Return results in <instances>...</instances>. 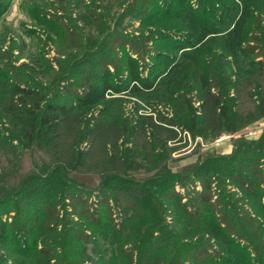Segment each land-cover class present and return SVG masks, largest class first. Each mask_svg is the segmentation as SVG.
Segmentation results:
<instances>
[{"label":"trees","instance_id":"16d2710c","mask_svg":"<svg viewBox=\"0 0 264 264\" xmlns=\"http://www.w3.org/2000/svg\"><path fill=\"white\" fill-rule=\"evenodd\" d=\"M225 1L224 15H219L214 24L196 4L184 6L188 13L201 11L209 23L204 24L206 34L199 46L185 51L188 53L182 54L178 61L171 60L150 80L140 73L130 56L128 85L123 90L110 83L111 70L104 65L97 79L89 82L83 91L72 92L74 100L66 102L63 95L69 91V82H64V75H50L46 68L39 73L28 64L22 65L32 75H43L44 81L39 84L32 78V84L29 80L26 84L9 82L0 101V219L7 216L5 221L0 220V248L6 252L0 253V264H6L7 259L21 264L26 260L21 258L26 255L34 258L41 255L39 259L47 264L55 262L54 258L50 262L46 260L55 253L58 244L53 248L36 247L44 234L53 232L60 238L59 245L65 253L68 251L78 259H67L60 264H87L89 260L99 261V257L103 264H180L172 256L190 252L214 254L218 264H251L248 256L242 260L234 248L247 245L256 257L264 252L263 201L258 206H249L247 214L251 213L252 217H248L249 222L243 228L228 217L229 201L217 202L203 192L205 189L211 195L214 191H223L220 182L211 180L217 171L215 161L230 160L231 156L201 157L183 171L172 173L166 165L151 172L137 162L134 150L131 152L124 142L121 154L117 153L116 157L118 170L113 173L107 172L99 161L95 167H87V148L82 145L88 143L93 132L88 127L89 121L73 123L68 134L62 131L76 110L93 108L108 95L123 92L137 97L143 93L156 96L171 91L176 95L172 102L174 118L168 120V127L193 138L206 139L202 134L204 122L185 94L191 83L213 99L217 114L214 135L238 131L235 114H231L224 101L226 83H218L217 95L210 92L209 61L215 59L222 64L231 58V66L237 67V60L243 57L247 69L264 74V0ZM232 14L235 19L223 27V19ZM115 18L110 17L108 21ZM73 64L71 61L65 72L69 73ZM38 65L41 67V63ZM253 104H257L256 112L261 111L262 117L264 109L257 97ZM83 125H87L86 133L81 129ZM120 138L123 140V136ZM241 146L244 147L242 143ZM233 152L237 153V148ZM261 165L264 167L263 161L258 167ZM256 175H261L259 169ZM261 177L262 185L251 181L246 187L253 191L255 187L264 188V170ZM197 184L202 185V190L196 189ZM187 187L197 192L198 197L192 203L182 197ZM106 197L113 203L104 208L94 206L95 201H106ZM91 198L95 201L89 207ZM69 208L72 209L70 218L59 217L58 209L66 214ZM171 213H181L180 219L172 220ZM57 225L62 230L57 231ZM39 230L44 234L34 242L31 237L39 235ZM183 237L188 238L184 240L185 245L180 243ZM192 238L202 244H188Z\"/></svg>","mask_w":264,"mask_h":264},{"label":"rangeland","instance_id":"374dc122","mask_svg":"<svg viewBox=\"0 0 264 264\" xmlns=\"http://www.w3.org/2000/svg\"><path fill=\"white\" fill-rule=\"evenodd\" d=\"M182 1L0 0V101L10 85L9 82L26 84L28 80L31 83L34 78L39 84L43 83V75H32L29 69L22 68L23 64L36 68L39 73L45 71L42 68H46L50 75H64V82H69L68 90L71 91L63 95L66 102L74 100L72 92L83 91L89 82L97 79L103 73L104 65L110 67V83L120 90L125 89L128 85L130 56L139 67L140 73L150 80L154 74L163 71L171 60L178 61L182 54L188 53L185 51L197 48L206 34L204 24L209 23L204 20L202 12L198 10L199 12L188 13L184 6L188 3L194 6L196 4L200 10L207 12L208 18L214 24L219 15H224V5L227 2ZM110 17L116 18L110 22ZM234 19L233 14L230 18L225 17L223 21L226 25L223 27H228L230 20ZM113 21L114 25H110ZM37 60L40 61L35 64ZM71 61L74 64L67 73L65 70ZM231 61L229 58L227 63L221 64L213 59L209 63L210 92L217 95V87L220 86L218 83H226L227 94L224 101L231 114H235L234 121L238 130L233 134L214 135L217 114L213 99L207 93L200 92L199 87L192 83L188 88L185 86V94L189 95L187 99L204 122L202 134L206 139L198 136L193 138L186 132H178L175 128L168 127V120L174 118L172 102L176 95L171 91L156 96L143 93L137 97L123 92L108 95L104 102L93 108L76 110L65 122L62 131L68 134L73 123L83 124L89 121L88 127L93 132L90 133L88 143L82 145L84 149L87 148V167L93 168L99 161L107 172L113 173L118 170L115 163L117 153L121 154V147L125 143L131 152L134 150L137 162L151 172L167 165L173 173L194 166L201 157L231 156L230 160L215 161L217 171L211 180L220 182L224 187L223 191H214L211 195L205 189L203 192L217 202L229 201L228 217L244 228L249 222L248 217H252L251 213L247 214L249 206H258L264 202V188L255 187L253 191L246 187L251 181L262 185L264 167L258 166L264 162V115L260 117L262 112H256L258 103L253 104V100L257 97L264 109V74L247 69L243 57L237 60V67H232ZM40 63L41 67L38 65ZM249 114L252 117L249 118ZM83 126L81 129L86 133L87 125ZM173 138V141L167 142ZM235 148L237 153L233 152ZM258 169L261 175L257 176ZM196 189L202 190V185L197 184ZM196 193L195 189L187 187L182 197L192 203L198 197ZM94 201L91 198L88 206L91 207ZM109 203L112 204L113 201L106 197V201H95L94 206L104 208ZM231 207H236V211H232ZM70 212L71 208L66 214L58 209L59 217L65 219L70 218ZM180 215L181 213H171L170 216L172 220H179ZM6 218L4 215L0 220L5 221ZM45 218L49 219L50 216ZM60 230L61 226L57 225V231ZM39 231V235L31 237L34 242L44 234V231ZM41 238L43 239L36 245L38 248H53L58 244L54 249L55 253H51L46 260L50 262L54 258L56 261L49 264H60L67 259L78 260L68 251L65 253V249L59 245L60 238L54 232L44 234ZM185 239L188 238L183 237L180 240L182 245L186 244ZM196 243L202 244L196 238L188 241L191 245ZM234 251L241 254L242 260L248 256L247 260L251 264H264L263 251L258 257L247 245H241L238 249L236 247ZM0 253L6 254L1 248ZM40 256L34 258L26 255L21 258L26 259L21 264H47L39 259ZM80 256L81 259L84 258L81 253ZM179 256L173 255L172 258L180 264H218V258H213L214 254L197 255L190 252L188 255ZM99 258V261H87V258V264H103L102 257ZM12 260L7 259L6 264H19Z\"/></svg>","mask_w":264,"mask_h":264}]
</instances>
